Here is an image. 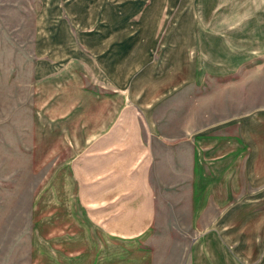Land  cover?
Here are the masks:
<instances>
[{
    "label": "rangeland",
    "instance_id": "374dc122",
    "mask_svg": "<svg viewBox=\"0 0 264 264\" xmlns=\"http://www.w3.org/2000/svg\"><path fill=\"white\" fill-rule=\"evenodd\" d=\"M149 1L168 16L169 31L178 32L179 17L192 16L193 22L196 15L191 52L207 87L201 103L187 98V124L194 106L215 115L218 127L233 120L238 161L244 142L237 123L244 114L264 111V0ZM40 6V0H0V264H57L51 206L55 213L56 193L72 190L68 163L81 154V144H71V130L81 120L73 127L65 115L87 95L81 87L86 81L81 63L67 61L64 38L40 39L39 25L50 10ZM166 55L163 48L153 51L157 59ZM74 70L77 88L71 85ZM177 112L175 104L173 120ZM178 148L170 144L163 151L153 177L159 198L151 231L156 264H264V186L244 194L241 168H234L232 179L223 167L209 168L223 144L212 155L202 151L196 168L191 151L183 159ZM230 184L232 196L226 193Z\"/></svg>",
    "mask_w": 264,
    "mask_h": 264
},
{
    "label": "crops",
    "instance_id": "0c3cea01",
    "mask_svg": "<svg viewBox=\"0 0 264 264\" xmlns=\"http://www.w3.org/2000/svg\"><path fill=\"white\" fill-rule=\"evenodd\" d=\"M40 2L41 8H50L39 25L40 39H65L67 61L81 63L86 81L81 87L87 92L75 103L81 107L73 104L65 115L67 125L75 121L73 127L81 120V127L71 130V144H81V154L68 163L72 190L56 193L55 213L51 206L53 262L157 263L151 242L159 213L153 177L170 144L181 149L183 159L190 150L194 168L202 151L212 155L223 144V154L209 160V168L227 169L230 179L234 168H241L244 194L264 186V111L244 114L237 123L244 142L238 161L233 158V120L218 127L215 115L194 106L187 124V98L201 103L207 87L202 65L191 52L192 47L196 51V15L193 22L192 16L179 17L176 32L169 31L168 16L155 11L149 0ZM155 48L167 55L155 58ZM74 73L71 85L77 88L79 71ZM175 104L173 120L169 112ZM230 185L226 193L232 196Z\"/></svg>",
    "mask_w": 264,
    "mask_h": 264
}]
</instances>
